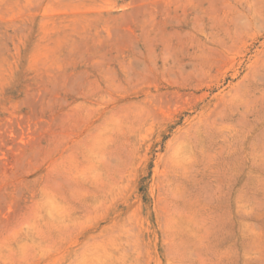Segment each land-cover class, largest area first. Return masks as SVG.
I'll use <instances>...</instances> for the list:
<instances>
[{"label": "rangeland", "instance_id": "374dc122", "mask_svg": "<svg viewBox=\"0 0 264 264\" xmlns=\"http://www.w3.org/2000/svg\"><path fill=\"white\" fill-rule=\"evenodd\" d=\"M0 264H264V0H0Z\"/></svg>", "mask_w": 264, "mask_h": 264}]
</instances>
